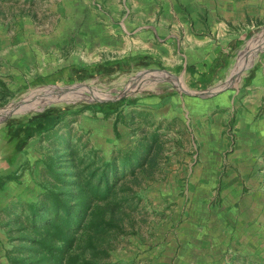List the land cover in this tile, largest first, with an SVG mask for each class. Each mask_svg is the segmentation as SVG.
Listing matches in <instances>:
<instances>
[{
	"label": "rangeland",
	"instance_id": "rangeland-1",
	"mask_svg": "<svg viewBox=\"0 0 264 264\" xmlns=\"http://www.w3.org/2000/svg\"><path fill=\"white\" fill-rule=\"evenodd\" d=\"M176 1L179 12L191 18L200 41L215 39L213 29L223 30V27L227 39L239 41L234 55L237 63L240 58L247 60L264 49V0ZM81 2L0 0V264H9L6 251L14 247L10 230L18 227L16 214L20 204L36 201L46 188L52 187L51 178L43 170L46 159L56 154L54 141L61 136L69 137L79 157L98 151L99 157L106 160L120 150L133 148L141 136L148 137L152 153L145 156L144 164L122 175L116 186V200L122 201L114 216L122 231L113 233L105 246L110 250L111 259L120 264H166V254L172 256L171 264H178V241L173 237L176 228L174 223L170 225L168 209L177 206L178 198L184 196L175 190L174 184L181 160L185 155L199 154L201 146L195 148L193 143L198 145L200 136H204L202 141L206 138L202 108L207 103L199 95L198 112L183 115V101L167 99L156 104L139 101L148 91L159 93L155 86L163 82H172L173 91L178 92V77L171 78L168 68L158 63L134 68L128 73L105 72L83 79H66L55 85H34L38 76L67 66L101 65L142 50L137 47L140 42L151 43L150 48L157 50L158 45L174 39L164 34L139 41L134 29L129 27L134 20L123 19L125 11L119 15L110 5L104 6L102 0H92L86 6ZM162 3L166 13L173 15L175 1L162 0ZM104 7L103 17L95 9ZM178 16L181 19L182 15ZM143 24L154 25L146 19ZM178 38L181 44L186 42L182 31ZM238 69L237 65L236 73ZM174 74L178 76V72ZM181 80L184 81L183 76ZM215 90H209L210 94ZM225 90L228 88L214 93L219 100L213 106L216 109L213 115L230 102L228 95L222 98ZM122 97L126 99L124 103L111 104L105 111L100 109L101 103L116 102ZM131 99L137 103L130 104ZM49 109L63 111L56 134L54 130H44L28 136L31 130L23 127L16 131L21 121ZM174 111H178L177 116L173 115ZM189 120L195 130L193 136L188 132ZM3 137H11L12 142H4ZM235 140L234 135L233 144ZM19 142L24 146L12 159L20 156L22 161L16 166L2 164L5 155H12ZM203 156L215 159L214 154ZM221 168L220 178L207 180L203 186L206 190L213 188L212 191L206 196H193L197 206H216L215 214L223 216L230 214V206H245L240 214L248 213L258 192L255 196L246 188L240 192L236 189V180L226 176L227 165ZM261 208L264 219V205ZM217 219L210 222L209 235L228 229V226L220 228ZM245 230L250 233L245 235ZM226 237L231 245L224 252L225 260L229 256L225 264H264V224L253 228L241 222L238 227L232 224ZM212 247L215 249L216 245Z\"/></svg>",
	"mask_w": 264,
	"mask_h": 264
},
{
	"label": "crops",
	"instance_id": "crops-1",
	"mask_svg": "<svg viewBox=\"0 0 264 264\" xmlns=\"http://www.w3.org/2000/svg\"><path fill=\"white\" fill-rule=\"evenodd\" d=\"M102 1L105 2L104 6L110 5L111 9L117 10L119 15L125 11L123 19L128 17L134 20L129 27L134 29L139 41L145 38L150 40L151 35L168 34L170 38H174L158 45L157 50L150 48L151 43L140 42L141 45L137 47L142 50L117 58L122 60L140 56L142 60L146 58V62L141 59L137 62L142 67L154 66L158 63L161 67L168 68V75L171 78L178 77V92L173 91L172 82L168 84L163 82L155 86L160 91L159 93L155 90L148 91L139 101L145 104H156L167 99L183 101L182 114L184 115V113L190 114L193 111L197 113L196 106L200 99L198 96H204L203 101L207 103L202 108L206 138L202 141L201 137L204 138V136H200L197 139L198 145L193 143L195 148L201 146L199 154L185 155L181 160L180 170L175 176L174 184L175 190L184 193L185 197L178 198V205L168 209L171 213L168 220H171L170 225L174 223L176 228L174 232L176 236L173 237L178 241V264H225L229 256L225 260L224 252L231 245L226 235L231 225L236 224L238 227L241 222L244 226L250 225L253 228L256 225L262 227L264 224L261 214V206L264 205V49L257 54L254 53L247 60L242 61L240 58L237 63L238 60H235L234 55L239 47L236 43L238 44L239 41L227 39L225 27L223 30L213 29L212 36L215 39L208 38V40L200 41L196 36L197 32L193 30L191 18L179 12L176 0H174L176 5L172 8L174 11L171 12L173 14L171 16L166 13L162 0ZM81 4L91 5L92 0H82ZM104 10L106 7L95 9L96 13L103 17L105 15L102 11ZM178 15H182L181 19ZM145 19L152 21L154 25H144L143 20ZM126 28L123 25L125 31ZM144 29L147 30L144 31ZM180 31L186 35L184 44H181L178 38ZM237 65L239 69L236 73ZM56 72L41 76L54 75ZM176 72L178 76H175ZM116 74H120V71H116ZM181 76L184 77V81L181 80ZM64 80L66 79L62 81ZM49 85L55 84L45 86ZM212 88L217 90L210 94L209 90ZM225 88L228 90H225L222 98L223 95H228L230 102L226 104L225 109L213 115L216 111L213 106L219 100V96H214V93ZM170 112L167 111L166 114ZM173 115L177 116L178 111H174ZM193 118L192 116V120ZM192 120L186 124L189 127L188 132L190 131L193 136L195 130L189 124ZM234 135L236 140L233 144ZM2 140L12 142L11 137H3ZM204 153L214 154L215 159L210 160L203 156ZM13 155L14 152L12 155H5L2 164L16 166L22 161L20 156L18 159H12ZM224 165H227L228 179L236 180L237 190L242 192L246 188L249 194L254 196L257 192L259 194L246 214H240L245 206H230V214L223 216L221 213L215 214L216 206L200 207L195 202L194 197L197 195L206 196V193L209 194L212 191L213 188L206 190L203 186L207 180L220 178L219 171ZM0 176H2L1 172ZM223 178L227 179L225 175ZM216 217L218 218L217 225L220 228L228 226V229H221L209 235L208 227L212 225L210 222L216 220ZM249 233L246 231L245 235ZM212 245H216L215 249ZM165 256H167L166 264H171L172 256L168 257L167 254Z\"/></svg>",
	"mask_w": 264,
	"mask_h": 264
},
{
	"label": "trees",
	"instance_id": "trees-1",
	"mask_svg": "<svg viewBox=\"0 0 264 264\" xmlns=\"http://www.w3.org/2000/svg\"><path fill=\"white\" fill-rule=\"evenodd\" d=\"M140 59L134 56L96 66H67L54 75L37 77L34 85L56 84L63 79H83L118 70L128 73L142 67L137 64ZM125 101L122 97L116 102H103L100 109L105 111L107 106ZM128 102L135 104L137 100ZM62 116L63 111L59 109L45 110L21 121L16 131L23 127L31 130L28 136L44 130H54L56 134L55 128ZM147 141L148 137L141 136L133 148L120 150L106 160L99 157L98 151L79 157L68 136L57 138L56 154L46 159L43 170L51 178L52 187L46 188L36 201L20 204L16 214L18 227L10 230L14 247L6 251L9 264H120L111 259L110 250L105 246L113 233L122 231L114 216L122 201L116 200V186L122 175L144 164L145 156L152 153L153 147ZM153 141H157L155 136ZM23 146L17 143L14 154Z\"/></svg>",
	"mask_w": 264,
	"mask_h": 264
}]
</instances>
